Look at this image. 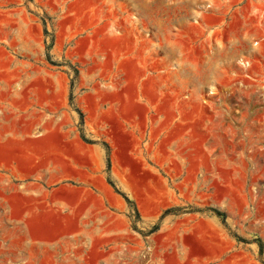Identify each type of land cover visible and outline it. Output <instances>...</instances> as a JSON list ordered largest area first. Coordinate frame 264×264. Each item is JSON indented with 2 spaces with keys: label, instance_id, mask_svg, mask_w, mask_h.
<instances>
[{
  "label": "rangeland",
  "instance_id": "obj_1",
  "mask_svg": "<svg viewBox=\"0 0 264 264\" xmlns=\"http://www.w3.org/2000/svg\"><path fill=\"white\" fill-rule=\"evenodd\" d=\"M177 4L0 0V264H264V77Z\"/></svg>",
  "mask_w": 264,
  "mask_h": 264
},
{
  "label": "crops",
  "instance_id": "obj_2",
  "mask_svg": "<svg viewBox=\"0 0 264 264\" xmlns=\"http://www.w3.org/2000/svg\"><path fill=\"white\" fill-rule=\"evenodd\" d=\"M122 1V0H121ZM162 26L170 30L171 3H178L180 22L194 24L195 38L201 50L228 51L226 58L213 57L211 64L235 67L256 64L258 69H244V75L262 82L264 77V0H163ZM123 12V11H121ZM164 32H166L164 30ZM219 55V54H218ZM222 70V69H221ZM245 93L261 92L246 89Z\"/></svg>",
  "mask_w": 264,
  "mask_h": 264
},
{
  "label": "trees",
  "instance_id": "obj_3",
  "mask_svg": "<svg viewBox=\"0 0 264 264\" xmlns=\"http://www.w3.org/2000/svg\"><path fill=\"white\" fill-rule=\"evenodd\" d=\"M85 140V139H84ZM108 165H109V160H108ZM126 198V197H125ZM126 200H127V202L128 203H130L129 201H128V199L126 198ZM215 213L218 215V216H223L221 213H219V212H217V211H215Z\"/></svg>",
  "mask_w": 264,
  "mask_h": 264
}]
</instances>
